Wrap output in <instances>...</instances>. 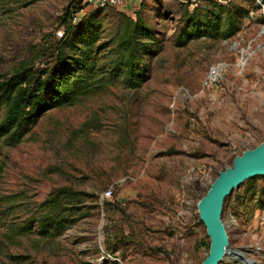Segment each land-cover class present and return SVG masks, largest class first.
Segmentation results:
<instances>
[{"label":"rangeland","instance_id":"obj_1","mask_svg":"<svg viewBox=\"0 0 264 264\" xmlns=\"http://www.w3.org/2000/svg\"><path fill=\"white\" fill-rule=\"evenodd\" d=\"M219 2L223 18L240 9V31L178 46L183 0L127 1L99 13L86 0H0V73L25 60L53 65L67 9L99 15L95 47L104 46L99 57L110 77L120 15L136 19L143 10L154 33L143 39L151 52L141 63L148 78L139 86L117 74L104 89L46 111L18 145L0 141V264L205 259L210 238L198 202L236 156L264 141V0ZM197 3L207 5L192 0L189 9ZM60 187L84 193L68 201L75 213L70 223L45 238L20 234ZM108 189L112 195L104 198ZM225 200L233 254L220 264H264V175Z\"/></svg>","mask_w":264,"mask_h":264},{"label":"trees","instance_id":"obj_2","mask_svg":"<svg viewBox=\"0 0 264 264\" xmlns=\"http://www.w3.org/2000/svg\"><path fill=\"white\" fill-rule=\"evenodd\" d=\"M204 1L207 3L204 9L197 3L191 10L189 6L192 0H183L175 33L178 46L204 36L230 37L240 31L243 15L239 8L236 14L229 11V15L223 18L224 6L219 1ZM143 4L144 1L141 6ZM102 10L101 7L97 8L98 13ZM75 12L78 10L67 9L62 17L61 25L65 31L57 43L53 65L39 68L25 60L12 71L0 73V141L6 145L21 143L49 109L79 102L107 87L117 74L123 73L130 87H137L147 80L148 77L142 73L141 63L151 49L143 39L152 40L154 33L143 18V10L138 11L136 19L126 14L120 15V24L114 35L116 56L111 61V77L106 75L105 64L101 63L99 57L104 46L99 44L95 47L100 30L95 18L99 15H80L74 23L72 18ZM83 196V192L70 187L53 190L39 204L38 212L31 214L20 227V234L36 231L45 238L52 231L55 233L57 229L64 228L70 223L68 218L75 214L73 207H68V201H79ZM81 210L76 207L75 212Z\"/></svg>","mask_w":264,"mask_h":264},{"label":"water","instance_id":"obj_3","mask_svg":"<svg viewBox=\"0 0 264 264\" xmlns=\"http://www.w3.org/2000/svg\"><path fill=\"white\" fill-rule=\"evenodd\" d=\"M264 175V141L235 157L232 166L219 172L198 202L201 221L210 238L208 255L200 264H220L230 245L222 214L225 199L246 180Z\"/></svg>","mask_w":264,"mask_h":264},{"label":"built area","instance_id":"obj_4","mask_svg":"<svg viewBox=\"0 0 264 264\" xmlns=\"http://www.w3.org/2000/svg\"><path fill=\"white\" fill-rule=\"evenodd\" d=\"M87 4L89 3L90 5L96 6V7H101V8H106V7H122L125 6L127 3V0H86ZM219 1V0H218ZM221 1V0H220ZM79 13L75 12L73 14L72 21L75 23L79 19ZM112 195V190L108 189L104 194L103 197H110Z\"/></svg>","mask_w":264,"mask_h":264},{"label":"bare ground","instance_id":"obj_5","mask_svg":"<svg viewBox=\"0 0 264 264\" xmlns=\"http://www.w3.org/2000/svg\"><path fill=\"white\" fill-rule=\"evenodd\" d=\"M231 249H232V245L230 244L229 247L226 249V252H225L224 256H227L229 254H233V252H231Z\"/></svg>","mask_w":264,"mask_h":264},{"label":"crops","instance_id":"obj_6","mask_svg":"<svg viewBox=\"0 0 264 264\" xmlns=\"http://www.w3.org/2000/svg\"><path fill=\"white\" fill-rule=\"evenodd\" d=\"M127 1H129V2H130V1H131V2H134V0H127ZM129 4H130V3H129ZM129 7H130V6H129Z\"/></svg>","mask_w":264,"mask_h":264}]
</instances>
